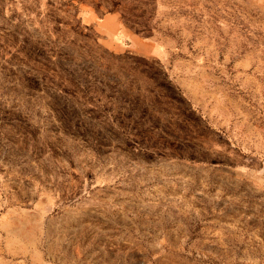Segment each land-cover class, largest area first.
I'll list each match as a JSON object with an SVG mask.
<instances>
[{"label":"rangeland","instance_id":"obj_1","mask_svg":"<svg viewBox=\"0 0 264 264\" xmlns=\"http://www.w3.org/2000/svg\"><path fill=\"white\" fill-rule=\"evenodd\" d=\"M0 264H264V0H0Z\"/></svg>","mask_w":264,"mask_h":264}]
</instances>
